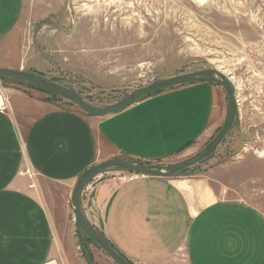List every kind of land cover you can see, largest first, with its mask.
<instances>
[{"label": "crops", "instance_id": "0c3cea01", "mask_svg": "<svg viewBox=\"0 0 264 264\" xmlns=\"http://www.w3.org/2000/svg\"><path fill=\"white\" fill-rule=\"evenodd\" d=\"M21 4L0 0V40ZM219 89L207 80L172 86L104 116L17 90L0 93V264H87L63 244L55 220L69 212L81 176L115 157L154 163L191 151L220 126ZM125 174L96 176L81 203L131 264H264V214L252 204L216 197L203 177ZM45 182L64 194L60 213L39 196L55 198Z\"/></svg>", "mask_w": 264, "mask_h": 264}, {"label": "rangeland", "instance_id": "374dc122", "mask_svg": "<svg viewBox=\"0 0 264 264\" xmlns=\"http://www.w3.org/2000/svg\"><path fill=\"white\" fill-rule=\"evenodd\" d=\"M0 67L70 86L97 108L172 75L221 72L234 88L233 124L212 157L175 175L206 178L216 197L244 200L264 214V0H22L14 27L0 40ZM219 88L222 119L213 136L184 155L154 163L190 157L219 132L226 109V93ZM9 90L49 97L0 80V93ZM50 101L86 115L60 96ZM24 174L34 181L30 170ZM43 185L56 190L55 198L39 190L40 198L60 213L61 188ZM72 207L70 202L69 212L55 219L63 244L93 264H115L80 230Z\"/></svg>", "mask_w": 264, "mask_h": 264}, {"label": "water", "instance_id": "95a60500", "mask_svg": "<svg viewBox=\"0 0 264 264\" xmlns=\"http://www.w3.org/2000/svg\"><path fill=\"white\" fill-rule=\"evenodd\" d=\"M0 80L18 82L19 84L35 88L42 93L60 96L73 102L89 116H104L109 113L117 112L136 103L142 96L151 95L164 88L199 80L214 82L220 85L225 91L226 109L221 129L201 150L192 156L171 163H143L131 159L111 158L92 166L76 183L72 193V205L74 209L75 222L80 230L88 238L95 241L115 264L129 263L122 255L112 248L107 238L102 233L97 231L86 218L82 209L81 198L88 184L94 177L111 169L132 171L137 174L140 173L150 176L169 177L185 167L200 163L203 159H208L213 156L217 146L231 128L237 110L234 88L230 80L224 74L215 69L197 70L163 78L159 81L138 87L126 94L120 100L99 108L92 107L87 104L74 88L60 85L30 71L0 67Z\"/></svg>", "mask_w": 264, "mask_h": 264}, {"label": "trees", "instance_id": "16d2710c", "mask_svg": "<svg viewBox=\"0 0 264 264\" xmlns=\"http://www.w3.org/2000/svg\"><path fill=\"white\" fill-rule=\"evenodd\" d=\"M16 84L17 85H20L18 82H16ZM186 84H188V83H186ZM181 85H184V84H181ZM26 87H28V88H31V89H35V88H32V87H30V86H26ZM164 89H166V88H164ZM164 89H162V90H164ZM36 90V89H35ZM162 90H160V91H162ZM38 91V90H37ZM160 91H158V92H160ZM158 92H156V93H158ZM156 93H153V94H156ZM47 96H49L48 97V101H50L51 100V97H56L57 95H55V94H48V93H45ZM153 94H151V95H153ZM146 96H150V95H146ZM146 96H142L141 98H143V97H146ZM219 131V130H218ZM184 170H185V168H183V169H181L180 170V173H182V172H184ZM131 172V171H130ZM179 173V172H178ZM140 174V173H139ZM111 246H112V248H114L113 247V245L112 244H110ZM86 260V262H87V264H93L90 260H89V258H88V260H87V258L85 259ZM128 263L129 264H131V262L130 261H128Z\"/></svg>", "mask_w": 264, "mask_h": 264}, {"label": "built area", "instance_id": "2783aa9c", "mask_svg": "<svg viewBox=\"0 0 264 264\" xmlns=\"http://www.w3.org/2000/svg\"><path fill=\"white\" fill-rule=\"evenodd\" d=\"M131 177H132V174H128V173L125 174V175H121V176H120V178H121V179H124V180H127V179H129V178H131Z\"/></svg>", "mask_w": 264, "mask_h": 264}, {"label": "bare ground", "instance_id": "6f19581e", "mask_svg": "<svg viewBox=\"0 0 264 264\" xmlns=\"http://www.w3.org/2000/svg\"><path fill=\"white\" fill-rule=\"evenodd\" d=\"M1 104H2V96L0 94V106H1Z\"/></svg>", "mask_w": 264, "mask_h": 264}]
</instances>
